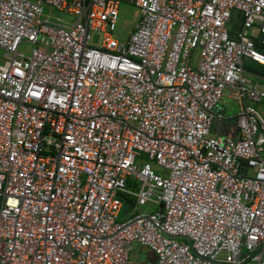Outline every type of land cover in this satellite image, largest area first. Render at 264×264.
Wrapping results in <instances>:
<instances>
[{"label": "built area", "instance_id": "obj_1", "mask_svg": "<svg viewBox=\"0 0 264 264\" xmlns=\"http://www.w3.org/2000/svg\"><path fill=\"white\" fill-rule=\"evenodd\" d=\"M0 49V264H264V0H0Z\"/></svg>", "mask_w": 264, "mask_h": 264}, {"label": "rangeland", "instance_id": "obj_2", "mask_svg": "<svg viewBox=\"0 0 264 264\" xmlns=\"http://www.w3.org/2000/svg\"><path fill=\"white\" fill-rule=\"evenodd\" d=\"M51 11L55 15H60L50 7H46L45 12ZM140 20V12L137 8L131 5L128 1H124L120 8V16L117 24V35L123 40H126L129 37V34L136 28ZM98 37L95 38V43H97ZM33 45L24 44L22 50L25 54H29L33 49ZM5 52L0 49V64L5 61ZM133 208H126L122 210L120 220L123 221L128 218V213L131 212ZM157 210L156 206L152 204H147L146 206L136 207L133 214H150ZM128 211V212H126ZM132 259L134 262L142 261L146 264H151L154 261L153 253L146 247L140 246L139 244L132 245Z\"/></svg>", "mask_w": 264, "mask_h": 264}, {"label": "crops", "instance_id": "obj_3", "mask_svg": "<svg viewBox=\"0 0 264 264\" xmlns=\"http://www.w3.org/2000/svg\"><path fill=\"white\" fill-rule=\"evenodd\" d=\"M239 20L238 25L241 23V15L234 14ZM196 56V53L195 55ZM197 58V57H195ZM196 62V61H195ZM245 73L255 82L264 85V65L252 60H245L244 62ZM256 109L264 117V100L262 103L255 105ZM216 111L222 114L224 119L216 121L212 127V135H220L224 137H231L234 139L240 138V132L237 125V115L239 112V105L233 100L231 90L227 89L221 103L217 106ZM242 170L247 171L245 163L242 161Z\"/></svg>", "mask_w": 264, "mask_h": 264}, {"label": "trees", "instance_id": "obj_4", "mask_svg": "<svg viewBox=\"0 0 264 264\" xmlns=\"http://www.w3.org/2000/svg\"><path fill=\"white\" fill-rule=\"evenodd\" d=\"M135 186V185H133ZM122 201H123V210H126V208H132L133 205L135 204V199L133 197L130 196H122L121 197ZM128 212V211H126Z\"/></svg>", "mask_w": 264, "mask_h": 264}, {"label": "water", "instance_id": "obj_5", "mask_svg": "<svg viewBox=\"0 0 264 264\" xmlns=\"http://www.w3.org/2000/svg\"><path fill=\"white\" fill-rule=\"evenodd\" d=\"M159 211H160V213H163V204H160Z\"/></svg>", "mask_w": 264, "mask_h": 264}]
</instances>
